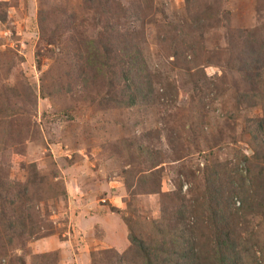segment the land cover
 <instances>
[{
  "label": "rangeland",
  "instance_id": "1",
  "mask_svg": "<svg viewBox=\"0 0 264 264\" xmlns=\"http://www.w3.org/2000/svg\"><path fill=\"white\" fill-rule=\"evenodd\" d=\"M94 1L0 0V153L11 155L10 181L26 185L31 164L42 179L30 201L8 207L27 214L30 231L11 255L25 264H115L113 252L132 246L123 216L147 237L164 211L179 224L172 213L183 198L209 258L211 171L223 174L225 187L242 183L253 195L254 210L232 216L234 237L252 247L264 241V143L252 134L264 116V66L254 85L260 94L247 84L255 65L247 42L264 47V0H111L107 15ZM105 26L140 41L154 96L116 108L99 102L105 80L84 86L83 46L99 45ZM164 34L180 40L179 59L170 39H158ZM240 43L250 63L231 58Z\"/></svg>",
  "mask_w": 264,
  "mask_h": 264
},
{
  "label": "trees",
  "instance_id": "2",
  "mask_svg": "<svg viewBox=\"0 0 264 264\" xmlns=\"http://www.w3.org/2000/svg\"><path fill=\"white\" fill-rule=\"evenodd\" d=\"M110 2L111 0H95L93 3L97 5L94 8H99L107 15ZM106 18L108 19V17ZM103 30V38L99 41V45L91 40L86 41L83 46L85 52V57L82 60L83 66L86 68L85 73L90 75L88 77L79 73L82 76L81 80L84 82V86L93 85L95 78L105 80L107 85L106 94L99 95V102L113 104L116 108L138 104L142 99L154 96L152 76L147 68L146 61L143 59V53L140 51V41L136 39L135 34L120 30L119 37H117L113 33L114 26H105ZM158 39L162 42L170 39L171 45L169 48L175 50L173 56H176V59L180 58L178 49L180 40L175 39V37L171 39L165 34ZM247 44L249 52L255 58L252 60L255 63L253 73L250 74L249 71L247 84L253 91L252 93L258 96L260 94L259 89L254 85L257 83L256 79H259L262 75L264 47L252 40H248ZM240 47L241 43L230 47L231 58L239 55L250 63V54L242 51ZM117 50L121 52V58L114 55ZM88 69L90 72H88ZM68 73L74 74L76 71L72 70ZM77 77L80 78L78 75ZM46 94L44 93V95ZM260 96L261 106L264 110V94H260ZM254 132L252 133L253 142L262 146L264 143V116L258 119V125ZM2 151L3 153H0L2 155L0 156V264H5L2 261L8 259L10 264L18 263L17 261L25 264L21 259H15L11 253L16 240H21L27 232H30L28 223L25 220L27 214L24 215L23 211L18 213L15 207H12L9 211L8 207L30 201V193L35 182L42 179H39L36 166L31 164L28 168V174L32 178L28 179L26 185L20 186L19 183L10 181L6 166L10 164L9 158L11 155L6 152V149ZM4 158H7V161L3 162ZM254 158L259 160L256 154ZM244 161L249 163L251 158L245 156ZM219 176L213 174L212 171L207 174L205 202L207 201L206 208L209 213V224L213 233L212 243L214 245L213 254L209 258L201 255L203 247L198 241V235L193 232L194 230L192 231L187 222L188 216L192 215L193 210L188 207L185 199L179 198L178 208L172 213L174 215L173 220L179 221V224L171 225L168 223L167 211H164L161 219L152 222V231L147 234V237H144V232L137 233L130 220L123 216V221L128 226L132 246L124 255L113 252L117 259L115 264H264V241L258 238V240L255 239L254 247L245 242H238L232 229L233 215L246 214L250 208L253 209L251 200L253 195L242 183H239V188H233L232 190L228 184L225 187L223 183L225 177L223 174ZM152 178H154L153 175ZM248 178L252 186L257 187L258 179L254 176L251 167L248 169ZM145 179L147 180L146 177ZM221 180L222 184H220ZM182 187L183 185L180 183L179 193H175L178 197ZM16 189L19 190L20 195L15 197L14 192ZM158 191L157 188V191L151 192L158 193ZM237 196H239L238 199H236ZM237 203L239 208L235 207ZM258 204L260 210H264V203ZM256 250L259 251V255L256 254ZM252 251L254 255L250 256L249 252ZM37 261L32 264H39Z\"/></svg>",
  "mask_w": 264,
  "mask_h": 264
},
{
  "label": "crops",
  "instance_id": "3",
  "mask_svg": "<svg viewBox=\"0 0 264 264\" xmlns=\"http://www.w3.org/2000/svg\"><path fill=\"white\" fill-rule=\"evenodd\" d=\"M99 215H96L95 217L92 216L91 217L92 218L91 220H101L102 217H101V215L100 216ZM43 246H45V243H43V244L40 245V247H43ZM58 247L59 248H63L64 247L63 243H59Z\"/></svg>",
  "mask_w": 264,
  "mask_h": 264
}]
</instances>
